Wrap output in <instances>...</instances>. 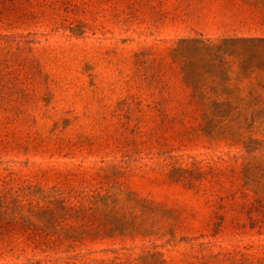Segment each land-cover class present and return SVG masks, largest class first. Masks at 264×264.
Instances as JSON below:
<instances>
[{
    "label": "rangeland",
    "instance_id": "374dc122",
    "mask_svg": "<svg viewBox=\"0 0 264 264\" xmlns=\"http://www.w3.org/2000/svg\"><path fill=\"white\" fill-rule=\"evenodd\" d=\"M232 37L264 0H0V264H264V110L208 136L196 97L234 95L174 53Z\"/></svg>",
    "mask_w": 264,
    "mask_h": 264
},
{
    "label": "trees",
    "instance_id": "16d2710c",
    "mask_svg": "<svg viewBox=\"0 0 264 264\" xmlns=\"http://www.w3.org/2000/svg\"><path fill=\"white\" fill-rule=\"evenodd\" d=\"M179 44L181 48L174 51L175 59L180 61L183 80L194 95L206 91H228L234 95L227 99L196 97L204 110L206 134L238 136L232 127L233 113L250 112L251 115L264 110V37L223 38L217 44L202 38H190L180 40ZM226 46H229L228 56L238 65L233 79L226 78L224 70L219 66L223 65L221 57L227 55ZM244 83L247 94L239 97ZM243 175L248 182L253 180L248 165L245 166ZM94 200L91 204L96 212L106 219L117 220V214L106 210L111 198L95 197ZM115 201L117 202L116 199Z\"/></svg>",
    "mask_w": 264,
    "mask_h": 264
}]
</instances>
